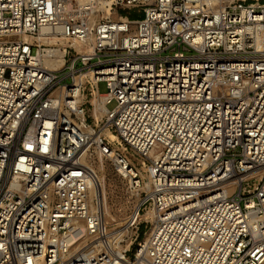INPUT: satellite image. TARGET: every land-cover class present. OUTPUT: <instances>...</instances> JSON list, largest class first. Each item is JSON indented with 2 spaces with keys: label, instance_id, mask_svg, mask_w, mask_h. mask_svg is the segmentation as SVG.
Returning a JSON list of instances; mask_svg holds the SVG:
<instances>
[{
  "label": "built area",
  "instance_id": "1",
  "mask_svg": "<svg viewBox=\"0 0 264 264\" xmlns=\"http://www.w3.org/2000/svg\"><path fill=\"white\" fill-rule=\"evenodd\" d=\"M0 264H264V0H0Z\"/></svg>",
  "mask_w": 264,
  "mask_h": 264
},
{
  "label": "rangeland",
  "instance_id": "2",
  "mask_svg": "<svg viewBox=\"0 0 264 264\" xmlns=\"http://www.w3.org/2000/svg\"><path fill=\"white\" fill-rule=\"evenodd\" d=\"M121 13L126 15L125 12ZM134 18H138V16L134 15ZM99 91L101 94L107 93L106 83H101L99 85ZM113 108H115V104L109 106V109ZM106 172L108 202L111 207V212L116 220V222L112 221L111 228L117 229L122 226L126 219L130 216L134 208V202L128 194L127 182L125 179L120 176L110 164H106Z\"/></svg>",
  "mask_w": 264,
  "mask_h": 264
},
{
  "label": "bare ground",
  "instance_id": "3",
  "mask_svg": "<svg viewBox=\"0 0 264 264\" xmlns=\"http://www.w3.org/2000/svg\"><path fill=\"white\" fill-rule=\"evenodd\" d=\"M91 169L96 174V177L93 179V183L91 185V197L93 200L97 196L101 198L102 209L105 214L106 222L112 227V221L116 222V220L111 212V207L108 202L106 163L104 160L99 161L98 163L91 165Z\"/></svg>",
  "mask_w": 264,
  "mask_h": 264
}]
</instances>
